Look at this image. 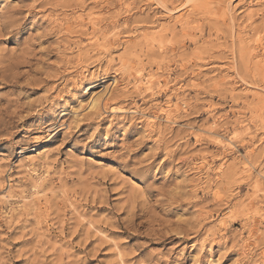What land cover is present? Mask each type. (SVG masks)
Listing matches in <instances>:
<instances>
[{
    "label": "rangeland",
    "instance_id": "rangeland-1",
    "mask_svg": "<svg viewBox=\"0 0 264 264\" xmlns=\"http://www.w3.org/2000/svg\"><path fill=\"white\" fill-rule=\"evenodd\" d=\"M0 264H264V0H0Z\"/></svg>",
    "mask_w": 264,
    "mask_h": 264
},
{
    "label": "bare ground",
    "instance_id": "bare-ground-1",
    "mask_svg": "<svg viewBox=\"0 0 264 264\" xmlns=\"http://www.w3.org/2000/svg\"><path fill=\"white\" fill-rule=\"evenodd\" d=\"M139 82V81H138ZM116 83V82H115ZM140 83V82H139ZM150 83V82H148ZM145 84V83H144ZM136 87V86H135ZM146 87V85H145ZM102 96H97L95 98H93L91 101L87 102V106L89 109H98L101 105V101H102ZM106 105V104H105ZM82 107V106H81ZM229 146V145H228ZM27 168V167H26ZM4 199V198H3Z\"/></svg>",
    "mask_w": 264,
    "mask_h": 264
}]
</instances>
